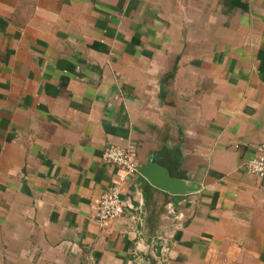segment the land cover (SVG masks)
Segmentation results:
<instances>
[{
	"label": "crops",
	"instance_id": "0c3cea01",
	"mask_svg": "<svg viewBox=\"0 0 264 264\" xmlns=\"http://www.w3.org/2000/svg\"><path fill=\"white\" fill-rule=\"evenodd\" d=\"M263 139L264 0H0V264H264Z\"/></svg>",
	"mask_w": 264,
	"mask_h": 264
},
{
	"label": "built area",
	"instance_id": "2783aa9c",
	"mask_svg": "<svg viewBox=\"0 0 264 264\" xmlns=\"http://www.w3.org/2000/svg\"><path fill=\"white\" fill-rule=\"evenodd\" d=\"M104 160L114 166L117 170L114 184L101 196L96 212V220L100 224L120 218L126 211V205L120 198L121 188L126 178L137 172V164L134 156L118 146H110L105 150ZM247 173L258 177L264 176V139L260 144L257 154L244 164ZM141 216V205L137 208ZM167 250V248H163Z\"/></svg>",
	"mask_w": 264,
	"mask_h": 264
},
{
	"label": "water",
	"instance_id": "95a60500",
	"mask_svg": "<svg viewBox=\"0 0 264 264\" xmlns=\"http://www.w3.org/2000/svg\"><path fill=\"white\" fill-rule=\"evenodd\" d=\"M137 172L152 186L171 195H186L199 189V185L196 183L189 184L184 180L171 177L166 168L153 161H148L144 165L139 166Z\"/></svg>",
	"mask_w": 264,
	"mask_h": 264
}]
</instances>
